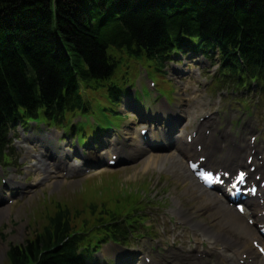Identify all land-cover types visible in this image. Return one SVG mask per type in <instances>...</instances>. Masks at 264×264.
<instances>
[{
	"label": "trees",
	"instance_id": "1",
	"mask_svg": "<svg viewBox=\"0 0 264 264\" xmlns=\"http://www.w3.org/2000/svg\"><path fill=\"white\" fill-rule=\"evenodd\" d=\"M171 35L181 46L196 35L223 57L243 54L239 65L253 72L264 66V0H0V142L21 112L64 109L81 85L112 78L118 60L109 51L156 59ZM72 231L67 213H57L10 245L7 264H83L84 236Z\"/></svg>",
	"mask_w": 264,
	"mask_h": 264
},
{
	"label": "rangeland",
	"instance_id": "2",
	"mask_svg": "<svg viewBox=\"0 0 264 264\" xmlns=\"http://www.w3.org/2000/svg\"><path fill=\"white\" fill-rule=\"evenodd\" d=\"M127 65L128 69L130 67L137 70L141 69V80L145 78V67H140L137 62L130 61H127ZM180 68L181 71L179 72H174L175 69L173 70V77L177 78L174 81L175 85L177 86V89L179 91L180 88L189 89V94L192 97L191 99L198 98V100L191 102L189 106L187 101H183L188 106V110L185 113L181 112L179 116H185V114L188 113L189 117L191 118V113L194 109L202 106L201 113H203L205 112V109L208 108L210 104H212V101L209 99V97L206 96V92H204V84L201 82L200 79L196 80L194 77V73L200 71L203 75L208 76V78L210 79V68L201 70L199 67H196L194 65H188L186 62L184 64H181ZM120 70L121 69H119L118 72H120ZM154 76L155 80L159 83L158 92L161 94L162 97L167 98L169 102H173L176 95V89L174 88L172 83L168 81V76H166L165 74L162 75L165 76V78H157L155 74ZM179 77H182V80H179ZM178 81L183 83V86L180 87V83H178ZM129 89L132 88L129 87ZM197 91L202 92L201 97L196 94ZM207 92H209V90H207ZM103 93L104 91H100L91 95L96 99L100 100L105 96V94ZM131 93L133 94V91ZM139 97L144 100L150 97V93L147 91L146 85L140 88ZM131 103L136 105L133 96L129 98H123L122 106L119 111L122 112L125 116L128 115V117L123 122V127L119 132L115 133L112 136L110 141L104 142V144L99 143L98 145H96V148H94V146L88 148L90 151H85V156L87 158L91 157L97 160L103 159L104 152L101 151H103L105 148L108 151L110 148L114 147L116 144L119 143L126 145L128 147V150H131V152H135L139 147H141L138 146L135 142H131V146L127 145V142L124 141L127 136L132 137L134 136V134H137V132L141 128V126L137 123V118L135 117L136 114L131 111ZM214 104L215 108H219L218 100H216ZM251 105L253 106V102L251 103ZM157 107L158 106H155L154 108ZM211 108L213 109V107ZM156 114L158 117L157 112ZM92 117L95 118L99 123H117L116 120L109 117L107 112H96V114H94ZM87 127L88 125H84L83 128ZM30 131L31 133H34V135L31 134L32 136H29L33 140V143H31L30 141L23 140L22 135L19 139L14 138V149L10 152L12 161L7 166H4L5 176L8 181L12 176H15L16 181L23 183L18 185L9 184V187L13 188L16 194L24 192L25 195L22 197V199H9L4 193L2 194L3 190L4 192H7L8 188H5L4 186L0 185V264H7L6 253L9 250L10 245L22 246V244H24L27 239L33 238L37 232L42 231L43 227L47 223V216L53 214L56 211V205L58 203L62 206L69 208V210L73 214V221L75 224H80L84 221L91 223L94 219V216L92 215V206L96 207L95 212L99 214L102 209V205L105 204L108 208H111L112 206H115L113 205V203L117 202L118 200L112 201L109 198L103 197L99 203H91L90 201L99 200L101 198L100 195L103 192L107 194V192L113 191L112 188H114L115 186V192L117 197H128L127 193H130V188L129 190L123 188L121 189L120 184L122 185V187L126 188L127 185L131 186L135 184H140L142 182H147L149 186L152 187L151 196H156L159 194L157 190H154V184H156L158 179H165L166 181L175 182L171 178L163 176L160 177V172L152 169V166L145 169L147 158L150 156L156 158H163L164 156H171L172 158L175 157V154L173 153L169 155L157 154L160 153L159 150H151L146 153H140L137 151L135 153L136 162H134L133 164L121 166L117 170H109L107 168L101 169L98 172L101 173V175L93 177L89 181H85L84 183L82 182L89 178L91 175L82 178L83 175L78 173L77 170H84L87 165L86 163L80 161L79 163L81 164V166L73 168L74 165L72 163V154L67 159V163L71 166V173L68 177H64V174L61 172H56L54 175L49 176V178L43 172H28V170L32 167V164H35L37 162L36 159H32L34 157L33 155L35 154L31 153L28 147L33 148L34 151L39 154V150L37 147V138L43 137V129L36 125H31ZM78 134H82V128L79 129ZM57 135L58 139H62L60 132ZM67 143L68 141H66L65 143L61 141L60 144H58L57 140H55L54 142V144L60 147L57 149L59 153L60 151L65 153V150L68 149ZM66 147L67 149H64ZM19 160L23 164H26L27 168H21V165L18 163ZM182 162L186 166V161L182 160ZM98 163L100 164L102 163V161H98ZM93 166L99 167L97 165ZM32 170L36 169L32 168ZM110 173L114 174V178H111L112 180H110L109 175H106ZM102 175H106L107 178ZM187 180L190 179H186L185 181ZM72 182H75V184L71 185ZM117 182L120 183L118 186L116 185ZM175 183L179 185V182ZM175 183L171 184L172 189L170 193L173 196H175ZM192 185L193 183L181 185V187L178 188L177 191L182 194L185 190L190 189ZM142 190L147 191L146 188H142ZM165 197L168 196L166 195ZM182 198L188 199L189 196H182ZM10 200H12L13 203H10ZM197 203L202 206L204 201L196 199L190 202L189 206H193L195 209L200 211L198 215H201L202 218H204L208 222H212L218 218L217 216H215L217 215L216 211L215 213L213 211H202L200 210V207L194 206ZM170 207H172V205H170ZM234 215V212L230 214L231 217L235 218ZM230 216L227 215L226 219H224L222 216V219L219 222L221 226L225 225L231 220ZM240 222L245 224L243 220ZM148 223H150V221H147V224ZM160 223L163 224V221H161ZM159 225L160 224H158L156 227H159ZM224 227H226V225ZM144 242L148 243L149 240L144 239ZM118 250L121 251V248L119 246H115L113 244H104L99 254L96 255L97 263L107 264L108 261L117 257L123 258L125 260V264H128L132 255H128L127 253H125L122 254L121 257L117 256Z\"/></svg>",
	"mask_w": 264,
	"mask_h": 264
},
{
	"label": "bare ground",
	"instance_id": "3",
	"mask_svg": "<svg viewBox=\"0 0 264 264\" xmlns=\"http://www.w3.org/2000/svg\"><path fill=\"white\" fill-rule=\"evenodd\" d=\"M178 140V138H177ZM179 142V141H178ZM181 148V144L179 143L177 146V149ZM182 150L185 151V153H187L189 150L191 151V149L189 147L185 148L182 147ZM116 152H118L119 154H124V150L121 148H117ZM39 158H42L41 156H39ZM148 159V158H147ZM160 160L158 161H153L152 159H148L147 160V166L146 168H148V165H152V163H158ZM166 161H170L173 162L171 159H166ZM165 162V161H163ZM47 161L46 159L43 157L42 160L39 162V167L40 169H44L47 172V168L46 165ZM219 164L224 165L225 163H223L222 161H219ZM172 167L168 168V170L177 175V176H184V177H190V174H188L186 171H184L182 168H177V166L175 164H171ZM165 167V165H160V170H162V168ZM232 169H240L241 165L239 164H235L233 166H231ZM204 191V190H203ZM202 192V191H201ZM201 194H205L204 192H202ZM219 213L221 214L222 211H226L228 213H230V210L227 209V206L225 205L223 200H219V199H213L211 201L208 200V202H206V207H217L219 206ZM250 207H254L255 210L254 212H252V215L255 217V219L259 222L262 223L263 222V217H262V212L264 211V208L262 206H260V204H258V202L256 201H252L249 203ZM181 211H179L178 216L180 215ZM227 215V214H226ZM237 218H241L239 215H237ZM189 221L190 219H184V221ZM231 229L234 233V238L236 239L235 243H231L229 242L224 236L222 235H212L210 234V232L205 233V231L203 229H200L204 234L210 236V248L209 250H204L200 256L196 257L195 260L197 261L196 264H211L209 257H211V255L216 256L217 261L215 264H240L239 262H237L236 260L243 255H247L248 259L250 262L254 263V264H262L261 262H259L258 260V255L257 253L250 248L247 244H243V241L246 243L249 239H251V237L255 236L256 234L253 233L252 228H250L248 225H244V224H231ZM26 242V241H25ZM212 252V253H211ZM187 259H183V261H185ZM190 262H194V258H189ZM248 263V262H246ZM146 264V263H143ZM182 264V263H181Z\"/></svg>",
	"mask_w": 264,
	"mask_h": 264
}]
</instances>
